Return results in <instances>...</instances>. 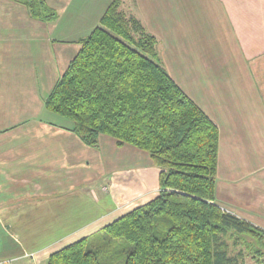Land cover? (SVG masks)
<instances>
[{
  "label": "crops",
  "instance_id": "1",
  "mask_svg": "<svg viewBox=\"0 0 264 264\" xmlns=\"http://www.w3.org/2000/svg\"><path fill=\"white\" fill-rule=\"evenodd\" d=\"M68 6L43 21L0 0V264H47L158 190L145 186L158 173L147 152L105 134L88 146L44 106L106 9L90 28ZM135 10L170 76L218 128L214 202L264 229V0H135Z\"/></svg>",
  "mask_w": 264,
  "mask_h": 264
},
{
  "label": "trees",
  "instance_id": "2",
  "mask_svg": "<svg viewBox=\"0 0 264 264\" xmlns=\"http://www.w3.org/2000/svg\"><path fill=\"white\" fill-rule=\"evenodd\" d=\"M35 19L46 0H14ZM111 0L44 100L88 146L101 134L148 153L158 190L147 201L54 249L47 264H264V229L215 201L218 128L177 85L159 40ZM262 249V250H261Z\"/></svg>",
  "mask_w": 264,
  "mask_h": 264
},
{
  "label": "rangeland",
  "instance_id": "3",
  "mask_svg": "<svg viewBox=\"0 0 264 264\" xmlns=\"http://www.w3.org/2000/svg\"><path fill=\"white\" fill-rule=\"evenodd\" d=\"M57 2L56 5L58 6V10H61V6L65 4V2L69 3L68 6V13H72L78 10L75 17L79 20L83 19V23L87 25V27L92 28L93 22H95L96 16H98L99 10L106 8V4L109 0H48V2ZM111 1V0H110ZM108 5V4H107ZM120 8L126 13L127 16L135 15L139 17V14L137 15L135 10V0H122V3L120 5ZM56 9V10H57ZM57 10V11H58ZM64 16V14H63ZM62 17V15H61ZM63 21V20H61ZM162 44L159 43V53L161 52ZM224 50L226 48V45L223 46ZM232 52V51H231ZM155 167V166H153ZM155 169H157L155 167ZM137 181V180H135ZM147 183V184H146ZM145 183V186L147 189H151L153 187H156V174L152 173L150 178ZM139 189L141 190V187L139 186ZM145 189V188H144ZM149 194L142 196L143 198L148 197ZM141 197V199H143ZM129 204H126L124 206V203L121 206L129 207L131 206L132 202L129 201ZM119 215V214H118ZM264 250V245L261 246ZM262 250V249H261ZM36 252L29 253V257L33 258V260L36 258ZM243 264H259L258 261L255 260V258L251 257L250 255L245 256Z\"/></svg>",
  "mask_w": 264,
  "mask_h": 264
}]
</instances>
